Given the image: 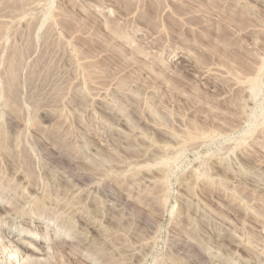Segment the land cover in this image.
Here are the masks:
<instances>
[{"label":"rangeland","instance_id":"rangeland-1","mask_svg":"<svg viewBox=\"0 0 264 264\" xmlns=\"http://www.w3.org/2000/svg\"><path fill=\"white\" fill-rule=\"evenodd\" d=\"M0 207V264H264V0H0Z\"/></svg>","mask_w":264,"mask_h":264},{"label":"bare ground","instance_id":"bare-ground-1","mask_svg":"<svg viewBox=\"0 0 264 264\" xmlns=\"http://www.w3.org/2000/svg\"><path fill=\"white\" fill-rule=\"evenodd\" d=\"M3 203V202H2ZM1 208V207H0ZM4 209V207H2V210ZM1 210V209H0ZM5 211V209L3 210V212ZM1 212V211H0ZM6 212V211H5ZM7 214V213H6ZM1 215V214H0ZM49 227L48 226H46L45 227V230H47ZM65 230V229H64ZM57 235V234H56ZM55 235V236H56ZM60 236V235H59ZM66 236V235H65ZM45 240V239H44ZM56 243V242H55ZM55 243H52V244H54L55 245ZM43 244H41V246H42ZM57 245V244H56ZM58 245H60L61 246V248H63L64 247V245H65V242H60ZM40 246V247H41ZM43 247H45L44 245H43ZM53 247V246H52ZM55 247V246H54ZM59 247V246H58ZM27 259L29 260L30 258H29V256H27ZM35 259V258H34ZM38 260L40 261V259H37V262H38ZM35 260H33V262L31 263V262H29L30 264H35V262H34ZM41 262H39V263H37V264H40ZM7 264V263H6Z\"/></svg>","mask_w":264,"mask_h":264}]
</instances>
